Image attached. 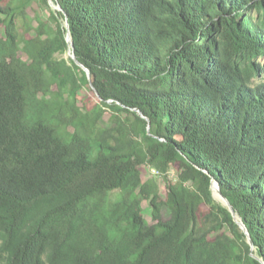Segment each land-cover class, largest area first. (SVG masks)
Here are the masks:
<instances>
[{"label": "trees", "instance_id": "trees-1", "mask_svg": "<svg viewBox=\"0 0 264 264\" xmlns=\"http://www.w3.org/2000/svg\"><path fill=\"white\" fill-rule=\"evenodd\" d=\"M32 1L0 0V264H264V0Z\"/></svg>", "mask_w": 264, "mask_h": 264}, {"label": "rangeland", "instance_id": "rangeland-1", "mask_svg": "<svg viewBox=\"0 0 264 264\" xmlns=\"http://www.w3.org/2000/svg\"><path fill=\"white\" fill-rule=\"evenodd\" d=\"M49 3H50V7L45 6L43 8L40 7L38 0H33L30 3V5L27 8V14L31 20L33 27H36L38 24V21L36 19L37 14H39L42 19L46 20L48 13H49V9H53L56 11L59 9L58 5H56L53 2L51 3L50 0H49ZM51 25H52V23H51ZM31 34H35V31L32 30ZM0 36H5V29H4V26L2 24H0ZM63 55L68 56L69 52H66ZM258 62H260L261 65L264 66V56L258 58ZM88 100L95 102L97 100V97L92 95V93L88 89L82 88L78 93V102L82 106L83 102L88 101ZM110 114H111L110 111H107L105 113L104 118H103L104 122H109ZM153 169H154L153 167H150L148 165H142L141 170H142L143 179L144 180H146L148 178L155 179L159 184V191L161 193L162 198H166L167 186H166V182L164 180V177L158 171V169L155 168L156 171H154ZM175 172H176L175 169H172V171L170 173L172 177L174 176ZM214 194H215L214 198L216 201L220 202L223 205H226L225 200L221 197V195L217 191H215ZM143 213H144L145 218L150 223L154 222L153 218H152L151 207L147 201H143ZM169 214H170L169 208L167 206L164 207V209H163L164 218L165 219L168 218Z\"/></svg>", "mask_w": 264, "mask_h": 264}, {"label": "water", "instance_id": "water-1", "mask_svg": "<svg viewBox=\"0 0 264 264\" xmlns=\"http://www.w3.org/2000/svg\"><path fill=\"white\" fill-rule=\"evenodd\" d=\"M50 2L51 3L52 2L54 3L53 0H50ZM58 7L60 9V6L59 5H58ZM65 25L67 27L66 39H67V41H68V43L70 45V49L68 51L69 52V55L77 62L78 65H80L86 71V73L88 75V78L90 79V70L87 67H85L80 61H78V59H77V57H76V55L74 53V50H73V41H72V37H71V34H70V30H69V24H68V21L67 20L65 22ZM149 127H150V121H149ZM211 189H212L213 196H215L214 193H215V191H217L221 195V197L225 200V202H226L225 203L226 204L225 206L230 210V212L233 215L234 220L237 222V224L240 226V228L245 232V234L247 235L248 242L253 247V242H252V240L250 238V234H249V232H248V230H247L244 222L237 215L235 209L232 207V205L230 204L229 200L222 194L221 189H220V186H219V184H218L217 181H215V180H212L211 181Z\"/></svg>", "mask_w": 264, "mask_h": 264}]
</instances>
